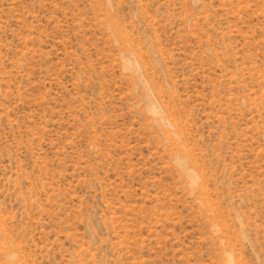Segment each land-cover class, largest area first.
<instances>
[{
	"label": "rangeland",
	"instance_id": "374dc122",
	"mask_svg": "<svg viewBox=\"0 0 264 264\" xmlns=\"http://www.w3.org/2000/svg\"><path fill=\"white\" fill-rule=\"evenodd\" d=\"M0 264H264V0H0Z\"/></svg>",
	"mask_w": 264,
	"mask_h": 264
}]
</instances>
